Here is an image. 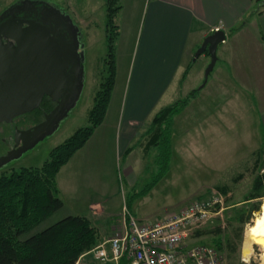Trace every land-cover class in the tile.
<instances>
[{
  "label": "crops",
  "instance_id": "obj_1",
  "mask_svg": "<svg viewBox=\"0 0 264 264\" xmlns=\"http://www.w3.org/2000/svg\"><path fill=\"white\" fill-rule=\"evenodd\" d=\"M118 1L122 4L115 17L119 30L115 41L116 78L105 118L57 174L59 195L64 204L61 218L87 215L101 233L99 245L107 249V240L122 226L124 207L142 222H151L161 217V211L165 213L177 206L179 187L175 182L168 201L160 202L159 199L167 198L168 194L164 195L163 190L157 192L159 185L168 183L166 180L172 183L175 159L170 161L166 175L147 194L143 193L146 184L144 189L135 190L138 178L135 173H139V178L146 177V158L152 149L161 157V150L157 149L161 139H151L153 120L172 98L188 96L202 82V71L193 73V63L197 61L194 54L215 28L220 27L227 34L218 50L221 62L229 68L225 77L218 72L208 94L217 93L218 97L222 92L223 97L228 94L235 97L240 92L247 96L250 93L260 114L264 113L263 1ZM242 22L244 25L233 31ZM104 40L107 49L106 31ZM185 72H188L186 76ZM195 79L197 85L191 83L185 87ZM204 87L200 93L207 89ZM207 114L198 124H205L213 115L217 116L215 123H223L224 104L223 108L209 109ZM184 117L181 121V115L176 118L174 128L184 123L182 136L186 144L181 146L193 154L198 141L192 132L194 128L192 131L187 128L188 116ZM177 154L173 149L175 158ZM121 162L125 163L123 167ZM121 177L126 190H122ZM85 256L76 264H101L94 253Z\"/></svg>",
  "mask_w": 264,
  "mask_h": 264
},
{
  "label": "rangeland",
  "instance_id": "obj_2",
  "mask_svg": "<svg viewBox=\"0 0 264 264\" xmlns=\"http://www.w3.org/2000/svg\"><path fill=\"white\" fill-rule=\"evenodd\" d=\"M17 1L19 0H0V14ZM41 1L48 2L61 9L77 26L81 34V52L84 55V86L76 106L61 121L57 130L24 152L19 158L12 160L0 168V176L2 174H10L13 171H19L24 167H41L49 160L51 152L56 147L63 144L78 129L87 126L89 124V111L94 104V96L108 75V67L105 62L107 49L104 40L107 21V0ZM113 1L112 4L114 3ZM121 4V1L116 0L114 6H121ZM219 53L221 54V51L217 48L218 58ZM210 62V54L204 52L193 63V73L196 74L200 70L203 77L202 82L196 86V89H199L198 95L195 96L196 98H192L191 103L172 118L170 125H164L166 129L163 130L162 136H169L172 147L170 161L175 159V162L173 163L172 183L166 180L168 183H162L157 187L158 193L163 190L165 191L164 195L168 194L167 198H160L159 201L164 202L165 200H169V191L175 186L174 182L179 187L178 202L176 208L167 212H176L194 199L209 196L212 189L222 191V188H226L227 193L223 192L227 196L226 209L222 213L223 217H219L213 223H209L199 229L198 231L202 232V234H198L196 231L190 235L186 240V245L190 247L203 243L217 248V239L221 238L220 240L224 242V249L222 251L218 250L223 256L224 264H261L263 251L257 244L252 245L250 257L245 258L243 255L247 228L253 223L254 218L260 210L250 214L249 221L244 224L241 242H239L237 233H239V227L241 226L239 216L243 214L245 216L249 215V211L253 205L258 202L262 204L264 200V195L257 199L246 200L252 191L255 177L261 172L264 173V113L260 114L256 100L250 93L247 96L246 93L240 92L239 94H235L237 95L235 97L231 96V94L223 97L222 92L218 94V97L217 93L215 96L208 94V90L213 85L218 72H222L224 77L227 75L229 67L224 65V62H221V58L217 60L215 69L211 72L207 80L208 83L206 82L207 85L205 84L207 89H204L200 93L202 89L200 87L204 84L205 72ZM191 83H196L197 85L196 79L188 82L185 87H188ZM183 97L185 98L186 96ZM183 97L172 98L168 106L183 100ZM223 104L226 109L223 123H215L217 116L213 115L210 119H206L205 124L207 126L204 123L198 124V120H203L208 115L209 109L216 110L217 107L223 108ZM183 112H186V114L183 115ZM185 115L188 116V120H185L187 128L190 131L194 128L192 132H194L198 141L197 145L193 148V154H190V150L185 149V146H181V144H186L185 136H182L185 133L183 130L184 123H180L178 128H174L176 118H180L181 121ZM42 117V111L37 114L29 112L26 116L18 117L12 124H2L0 126V154L5 153L10 148L8 144L2 142V137L12 134L14 125L24 128L33 122L39 121ZM168 131L169 133H166ZM162 136L161 138H163ZM157 149L161 150V145ZM173 149L178 151L176 158L173 155ZM148 155L145 163L147 170L144 176L146 177L139 178V173H135L138 176L135 180V190L137 191L141 190L145 184V188L149 187L162 172V169H164V155L162 158H158V153L155 149H152ZM155 157L156 160L154 159ZM124 165L125 163L121 162V167ZM120 180L123 185L122 190H124L126 187L123 182L124 179L121 177ZM143 191V193L147 194L145 189ZM262 194H264V189L262 190ZM124 212L123 210L122 218H124ZM161 213H163L161 216L165 214L164 211H161ZM62 215L61 211L54 213L39 228L41 229L57 222L62 219ZM219 223L222 226V234L217 236L215 233H209V230H212ZM116 229L112 236L123 229V222L122 226H118ZM98 236L100 244V239H102L101 233L99 234L98 232ZM228 238H231L235 243L234 251H231L227 247L225 241ZM92 250L84 253L80 259L85 255L84 258L92 256ZM88 259L90 262L92 261L91 257Z\"/></svg>",
  "mask_w": 264,
  "mask_h": 264
},
{
  "label": "trees",
  "instance_id": "obj_3",
  "mask_svg": "<svg viewBox=\"0 0 264 264\" xmlns=\"http://www.w3.org/2000/svg\"><path fill=\"white\" fill-rule=\"evenodd\" d=\"M112 1L107 0L105 27L107 42L105 62L108 75L94 96V104L89 111V124L78 129L63 144L56 147L51 152L49 160L41 167H24L19 171L0 176V264H76L84 253L99 244L97 229L87 215H67L47 227L40 229L39 226L64 207L57 186V174L61 167L85 145L105 118L116 78L115 41L119 30L115 17L121 8L114 6L116 0L113 4ZM243 25L244 22L233 31ZM187 73L185 72V76ZM198 90H193L174 105L163 108L155 116L151 139L161 138L163 130L166 129L164 125H170L172 118L189 104ZM40 111L34 110L32 113L37 114ZM160 143V158L164 155V169L155 181L145 188L147 193L169 170L172 150L169 136L161 138ZM263 189L264 173L261 172L255 177L252 191L246 200L262 197ZM222 191L227 193L226 188H222ZM260 205L261 202L254 204L249 215L239 216L241 224L237 233L239 242L242 240L244 224L249 221L250 214L261 209ZM197 232L202 234L200 231ZM209 233L221 235V224L209 230ZM220 239H217L216 246L222 251L224 242ZM225 242L231 251L235 250V243L231 238Z\"/></svg>",
  "mask_w": 264,
  "mask_h": 264
},
{
  "label": "water",
  "instance_id": "obj_4",
  "mask_svg": "<svg viewBox=\"0 0 264 264\" xmlns=\"http://www.w3.org/2000/svg\"><path fill=\"white\" fill-rule=\"evenodd\" d=\"M41 3V22L13 15L4 20L8 13L19 12L20 4L0 15V125L38 109L45 96L57 105L32 128L15 127V147L0 155V168L53 134L76 106L84 86V55L78 52L77 26L61 9L45 1ZM62 26L74 34L71 42L60 34ZM226 38L225 30H215L195 52L194 59L204 52L211 57L200 89L216 65L219 44Z\"/></svg>",
  "mask_w": 264,
  "mask_h": 264
},
{
  "label": "built area",
  "instance_id": "obj_5",
  "mask_svg": "<svg viewBox=\"0 0 264 264\" xmlns=\"http://www.w3.org/2000/svg\"><path fill=\"white\" fill-rule=\"evenodd\" d=\"M226 198L223 191L212 189L209 196L151 222H142L124 207L123 229L107 240L109 249L93 248L94 256L101 264H224L218 248L203 243L189 247L186 240L223 217Z\"/></svg>",
  "mask_w": 264,
  "mask_h": 264
},
{
  "label": "flooded vegetation",
  "instance_id": "obj_6",
  "mask_svg": "<svg viewBox=\"0 0 264 264\" xmlns=\"http://www.w3.org/2000/svg\"><path fill=\"white\" fill-rule=\"evenodd\" d=\"M41 2H42L41 0H19V1L15 2V3L11 4L9 7H11L14 4H17V5L20 4L22 6V9L19 12L14 13V14L8 13L7 16L4 17V20L8 19V18H11L12 15H13L17 19H21V20H25V21L26 20H33V21H36V22H41L40 13H41V10L44 8V4L41 3ZM9 7L6 8L1 14H3L6 10H8ZM77 31H78L77 32L78 33L77 37H78L79 42H80V48L78 49V52L81 53V34H80L79 30H77ZM60 34L64 35L65 39H67L70 42L72 41L73 36H74V34L70 33V31L64 26L61 27ZM44 103H45V105H43ZM46 103H47V105H46ZM56 105H57V103L55 101H53L48 96H45L43 98L42 102H41L40 107L38 109H35V110H41L43 112V117L39 121L33 122V123H31L30 125H28V126H26L24 128H21V127H19V128H21V129L32 128L34 125H36L39 122L43 121L45 119V115L47 113H49ZM33 111H31L30 113H32ZM27 114H29V113H27ZM27 114H24L22 116H26ZM15 120L12 123H14ZM12 123H10V124H12ZM15 127H18V126L14 125V129H15ZM14 129H13V133L12 134H8L5 137H2V142L6 143V144H8V146H10V148L7 149L6 152L8 150L13 149L15 147ZM6 152L3 153V154H6ZM3 154H0V155H3Z\"/></svg>",
  "mask_w": 264,
  "mask_h": 264
},
{
  "label": "bare ground",
  "instance_id": "obj_7",
  "mask_svg": "<svg viewBox=\"0 0 264 264\" xmlns=\"http://www.w3.org/2000/svg\"><path fill=\"white\" fill-rule=\"evenodd\" d=\"M257 244L262 248V263L264 264V200L261 204L259 213L250 224L246 231V242L243 248V255L245 258L252 254V245Z\"/></svg>",
  "mask_w": 264,
  "mask_h": 264
}]
</instances>
